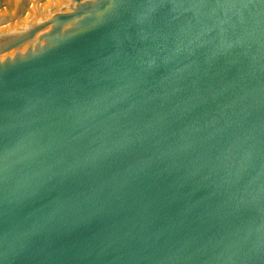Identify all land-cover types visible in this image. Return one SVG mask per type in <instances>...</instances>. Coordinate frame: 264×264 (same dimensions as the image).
Listing matches in <instances>:
<instances>
[{
	"label": "water",
	"instance_id": "obj_1",
	"mask_svg": "<svg viewBox=\"0 0 264 264\" xmlns=\"http://www.w3.org/2000/svg\"><path fill=\"white\" fill-rule=\"evenodd\" d=\"M0 264H264V0H0Z\"/></svg>",
	"mask_w": 264,
	"mask_h": 264
}]
</instances>
